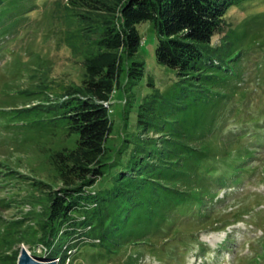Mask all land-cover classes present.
Segmentation results:
<instances>
[{"label": "rangeland", "instance_id": "374dc122", "mask_svg": "<svg viewBox=\"0 0 264 264\" xmlns=\"http://www.w3.org/2000/svg\"><path fill=\"white\" fill-rule=\"evenodd\" d=\"M105 18L112 17L79 1H0V264H17L22 247L40 257L58 250V264H264V0L231 6L213 38L224 51L230 44L241 50V75L224 89L182 80L158 63L153 21L137 25L135 59L145 74L128 82L124 71L112 94L107 161L145 159L177 137L210 153L196 176L174 183L190 199L173 208L160 232L139 243L101 245L89 224L96 196L62 224L50 217L62 183L49 155L75 147L78 138L50 104L81 84ZM99 182L87 191L97 194Z\"/></svg>", "mask_w": 264, "mask_h": 264}, {"label": "trees", "instance_id": "16d2710c", "mask_svg": "<svg viewBox=\"0 0 264 264\" xmlns=\"http://www.w3.org/2000/svg\"><path fill=\"white\" fill-rule=\"evenodd\" d=\"M77 1L107 11L112 18L100 23L97 51L84 59L81 84L69 85L50 104L54 112L59 111L56 118L78 137L75 147L64 146L49 155L62 183L53 195L50 217L62 224L74 218L83 200L96 196L99 206L90 214L89 224L98 232L101 245L143 242L153 231L160 232L176 205L190 199L189 191L176 184L196 176L198 163L210 153L177 137L166 138L164 151L149 149L145 159L133 157L123 164L119 159L107 161L114 125L109 108L112 94L124 71L128 82L145 74V63L135 59L142 43L137 25L153 21L158 63L176 69L182 80L195 78L200 85L219 84L224 89L230 77L241 75V50L230 44L231 50L224 51L213 44V38L223 32L229 8L245 0H72V4ZM227 63L232 64L224 66ZM115 168L113 175L109 169ZM108 175L113 176L105 184ZM98 182L97 194L87 191ZM125 202L126 207L117 210ZM151 208L155 209L150 214ZM56 231L52 227L51 234ZM58 254L51 250L49 255Z\"/></svg>", "mask_w": 264, "mask_h": 264}, {"label": "water", "instance_id": "95a60500", "mask_svg": "<svg viewBox=\"0 0 264 264\" xmlns=\"http://www.w3.org/2000/svg\"><path fill=\"white\" fill-rule=\"evenodd\" d=\"M17 264H57V262L53 259L38 257L27 250V248L22 247Z\"/></svg>", "mask_w": 264, "mask_h": 264}, {"label": "bare ground", "instance_id": "6f19581e", "mask_svg": "<svg viewBox=\"0 0 264 264\" xmlns=\"http://www.w3.org/2000/svg\"><path fill=\"white\" fill-rule=\"evenodd\" d=\"M56 260H58V259H56Z\"/></svg>", "mask_w": 264, "mask_h": 264}]
</instances>
